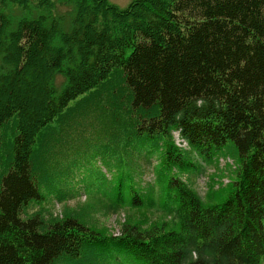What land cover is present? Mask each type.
I'll list each match as a JSON object with an SVG mask.
<instances>
[{
	"label": "trees",
	"instance_id": "obj_1",
	"mask_svg": "<svg viewBox=\"0 0 264 264\" xmlns=\"http://www.w3.org/2000/svg\"><path fill=\"white\" fill-rule=\"evenodd\" d=\"M79 142L108 167L63 179ZM225 150L234 179L202 199L180 174ZM71 174L112 211L168 220L111 235L45 215L75 195ZM263 262L264 0H0V264Z\"/></svg>",
	"mask_w": 264,
	"mask_h": 264
},
{
	"label": "rangeland",
	"instance_id": "obj_2",
	"mask_svg": "<svg viewBox=\"0 0 264 264\" xmlns=\"http://www.w3.org/2000/svg\"><path fill=\"white\" fill-rule=\"evenodd\" d=\"M119 7H125L129 4L131 0H109ZM16 11L19 14L20 9L16 6ZM75 100L70 101V105H73ZM83 129L82 134L86 137H92V133L96 127H78V130L71 132L76 138L79 135V130ZM10 133V132H9ZM177 132L173 133V138L175 144L180 148H186L187 144L184 141L178 140ZM95 135H93L94 137ZM73 140H69V146ZM65 146V147H66ZM64 154L61 157L63 160L72 162V166L68 169L69 172L65 173V179L67 175L73 171V169H81L88 167V170L94 171L95 173L105 172L108 167L109 156L104 158L100 155L96 156V149L90 147L88 144L73 143L68 148H63ZM214 160L212 162L199 161L201 165L200 171L193 173L192 175H186L181 173L180 177L183 181L188 183L198 195L205 199L210 190H216L218 188H224L225 184L234 179L235 168L237 163L229 156L228 151H218L214 152ZM69 159H66L68 158ZM156 154L151 156V163L155 165L157 163ZM143 166V167H142ZM140 166V176L141 183L153 182V172L152 168L142 165ZM143 168V172L141 169ZM72 173V172H71ZM77 173V171H75ZM110 174L107 173V176ZM78 178L77 174H71L68 178L73 180ZM136 177V178H137ZM76 178V180H78ZM137 178V179H138ZM97 179V178H96ZM81 185H72V189H76L75 195L73 197H67L61 202H56L54 197L51 196L48 200L43 202V211L45 215L52 214L53 216H62L66 212H76L80 218H84L88 225L99 231H105L111 235H117L121 232L122 225L126 223L127 220L132 222H138L143 227H147L154 223H161L163 221L167 222L168 217L166 218L159 209H145L140 211L139 209H131L129 207H121L117 211H112L106 206V201L101 197L96 191L97 182L94 184H88L84 178L81 177ZM64 189V188H63ZM38 209L37 205H33L29 208V211ZM264 264V262H263Z\"/></svg>",
	"mask_w": 264,
	"mask_h": 264
},
{
	"label": "bare ground",
	"instance_id": "obj_3",
	"mask_svg": "<svg viewBox=\"0 0 264 264\" xmlns=\"http://www.w3.org/2000/svg\"><path fill=\"white\" fill-rule=\"evenodd\" d=\"M174 133V132H173ZM177 136H178V134H177ZM178 140H182L179 136H178ZM188 145V144H187Z\"/></svg>",
	"mask_w": 264,
	"mask_h": 264
}]
</instances>
